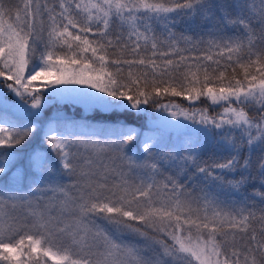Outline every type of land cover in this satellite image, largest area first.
<instances>
[{
    "label": "snow or ice",
    "instance_id": "snow-or-ice-1",
    "mask_svg": "<svg viewBox=\"0 0 264 264\" xmlns=\"http://www.w3.org/2000/svg\"><path fill=\"white\" fill-rule=\"evenodd\" d=\"M0 264H264V0H0Z\"/></svg>",
    "mask_w": 264,
    "mask_h": 264
},
{
    "label": "trees",
    "instance_id": "trees-1",
    "mask_svg": "<svg viewBox=\"0 0 264 264\" xmlns=\"http://www.w3.org/2000/svg\"><path fill=\"white\" fill-rule=\"evenodd\" d=\"M12 2L15 3L16 0H12ZM175 31H176L177 34H180L181 32H183L184 31L183 24L178 25L176 27ZM186 34L187 35H191L193 37V39L197 38L195 33L189 32V33H186ZM201 34L203 35V33H201ZM157 35L159 36L160 39H164V36L160 33L159 30H157ZM181 46L183 47V45H181ZM231 75H232L231 71L226 73V76L229 77V78L231 77ZM236 76H237V78H242L241 70L238 67H237V70H236ZM167 99L168 98H166V100ZM170 99H172L175 103L180 104L181 106L183 105V107H189L190 106V102L187 101L186 99H184L183 97H173V98H170ZM191 106L198 107V108H207L209 115H215L216 113L219 112L218 110H220L219 106H211L210 107L209 106V102L206 100V98H203V97L201 98L200 101H195L194 104L191 105ZM246 111H249V115L253 114L248 109H246ZM128 120H129V122H133L131 116L128 117ZM205 159H207V157H205ZM200 187H204V185H200ZM208 190L211 191V188L208 189ZM244 191L246 193H251L253 191V189H252V187H247Z\"/></svg>",
    "mask_w": 264,
    "mask_h": 264
},
{
    "label": "rangeland",
    "instance_id": "rangeland-1",
    "mask_svg": "<svg viewBox=\"0 0 264 264\" xmlns=\"http://www.w3.org/2000/svg\"><path fill=\"white\" fill-rule=\"evenodd\" d=\"M182 107H183V105H182ZM219 112L221 111V109L220 110H218ZM69 114H71V112L69 113ZM216 115V114H215ZM131 118H132V121L133 122H139L138 121V118H136V117H134V116H131ZM211 191L213 192V194H215V189H211ZM195 194V193H194ZM222 198H224V197H222ZM234 198H239L238 196H236V197H234ZM23 209H20V208H17L16 210H15V214H22L23 213Z\"/></svg>",
    "mask_w": 264,
    "mask_h": 264
}]
</instances>
